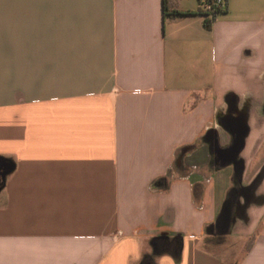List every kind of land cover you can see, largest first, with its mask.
<instances>
[{"label": "crops", "instance_id": "1", "mask_svg": "<svg viewBox=\"0 0 264 264\" xmlns=\"http://www.w3.org/2000/svg\"><path fill=\"white\" fill-rule=\"evenodd\" d=\"M166 2L0 0V264H264V0Z\"/></svg>", "mask_w": 264, "mask_h": 264}, {"label": "water", "instance_id": "2", "mask_svg": "<svg viewBox=\"0 0 264 264\" xmlns=\"http://www.w3.org/2000/svg\"><path fill=\"white\" fill-rule=\"evenodd\" d=\"M237 142H238L237 144L241 145L240 148L238 149V147H237L235 152H233L227 156H228V158H230L231 162L234 164L235 167L236 166L239 167L238 169H236L235 172H236V175L241 179L243 171H244V167H243V162L241 160H239L238 157H239V150L241 149L242 144H243V140L238 139ZM14 168H15V165L11 161H9L7 159L0 158V177L5 179V177L8 174H10L14 170ZM1 189H2V187H0V191H1ZM230 216H231L230 202L226 201L224 203L221 215L216 221V227H218L223 234L228 233V229L232 224L233 220ZM212 228L213 227L210 228L209 233H212Z\"/></svg>", "mask_w": 264, "mask_h": 264}, {"label": "trees", "instance_id": "3", "mask_svg": "<svg viewBox=\"0 0 264 264\" xmlns=\"http://www.w3.org/2000/svg\"><path fill=\"white\" fill-rule=\"evenodd\" d=\"M217 0H199V13L206 17L205 25L208 29H211L214 20L222 14L227 12V3L228 0H224V4H216ZM209 2L211 3L210 9H203L202 6L204 3ZM163 14L164 16L168 17H183L189 15L188 13H181L176 9H168L166 0H163Z\"/></svg>", "mask_w": 264, "mask_h": 264}, {"label": "built area", "instance_id": "4", "mask_svg": "<svg viewBox=\"0 0 264 264\" xmlns=\"http://www.w3.org/2000/svg\"><path fill=\"white\" fill-rule=\"evenodd\" d=\"M216 4H221V5H223L224 4V0H217L216 1ZM211 3H209V2H206V3H204V5L202 6V8L203 9H210L211 8Z\"/></svg>", "mask_w": 264, "mask_h": 264}, {"label": "flooded vegetation", "instance_id": "5", "mask_svg": "<svg viewBox=\"0 0 264 264\" xmlns=\"http://www.w3.org/2000/svg\"><path fill=\"white\" fill-rule=\"evenodd\" d=\"M1 184H2V181L0 182V186H1Z\"/></svg>", "mask_w": 264, "mask_h": 264}]
</instances>
